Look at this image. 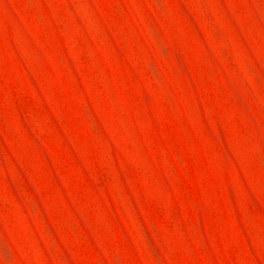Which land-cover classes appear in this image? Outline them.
Segmentation results:
<instances>
[{
  "label": "rangeland",
  "instance_id": "374dc122",
  "mask_svg": "<svg viewBox=\"0 0 264 264\" xmlns=\"http://www.w3.org/2000/svg\"><path fill=\"white\" fill-rule=\"evenodd\" d=\"M0 264H264V0H0Z\"/></svg>",
  "mask_w": 264,
  "mask_h": 264
}]
</instances>
